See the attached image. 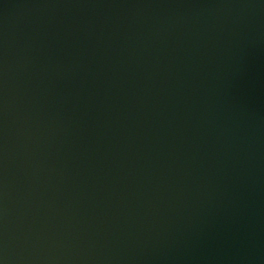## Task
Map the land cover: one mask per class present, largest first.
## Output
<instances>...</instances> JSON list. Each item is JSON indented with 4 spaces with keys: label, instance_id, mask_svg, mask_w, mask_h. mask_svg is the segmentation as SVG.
<instances>
[{
    "label": "water",
    "instance_id": "1",
    "mask_svg": "<svg viewBox=\"0 0 264 264\" xmlns=\"http://www.w3.org/2000/svg\"><path fill=\"white\" fill-rule=\"evenodd\" d=\"M0 264H264V0H0Z\"/></svg>",
    "mask_w": 264,
    "mask_h": 264
}]
</instances>
